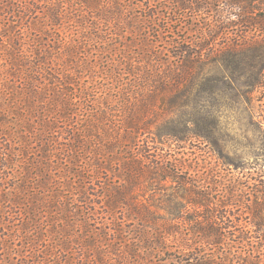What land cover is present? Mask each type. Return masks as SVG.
<instances>
[{
    "label": "rangeland",
    "instance_id": "rangeland-1",
    "mask_svg": "<svg viewBox=\"0 0 264 264\" xmlns=\"http://www.w3.org/2000/svg\"><path fill=\"white\" fill-rule=\"evenodd\" d=\"M52 1L55 2H1L0 57L6 60L2 71L9 89L2 87L1 90L13 94L10 103L16 102L18 111L22 98L19 74L13 77L9 72L18 55L21 58L24 53L44 54V62L49 67L45 71L61 78L69 90L81 89L82 99L94 102L100 109L106 108L109 113L106 116L110 118L114 111L125 106L126 93H131L135 86H146L141 74L147 77L151 69L141 57L148 53L150 46V59L157 62L155 66L162 61L170 62L174 52L172 43L186 42L183 45L187 47L194 41H202L206 35L199 29L204 19L212 18L198 11L186 12L197 20L184 19L182 13L169 15L175 9L165 0ZM214 8H223V5L208 7L211 11ZM181 18L184 20L179 22ZM187 22L193 25L192 31H185L183 25ZM16 64L27 65L24 61ZM19 66L13 69L19 71ZM42 69L39 66L38 75L33 76L43 79ZM245 82L241 77H230L219 94L210 97L198 90L188 102L187 96L176 100L173 92H166L162 107L158 105L162 103L157 95L158 113L146 118L151 119L150 134L136 138L128 146L133 149L131 153L172 155L182 163V172L197 181L199 192L206 189L211 194V204L207 208L196 205L191 215L198 222V228L207 209L217 218V233L225 240L222 245L209 247L214 257L231 260V264H264V86L251 90ZM134 90L137 91L136 87ZM143 93L146 98L149 92ZM3 99L6 96H1V101L7 107L9 101ZM11 117V130L0 127V264H88L87 255L102 257V264L107 257L115 259L111 253L119 241L113 237L104 240L103 235L90 238L89 232H82L80 219L65 214L55 202V183L45 189L39 182L24 177L30 169V178L34 179L39 160L34 158V153L19 158V116ZM22 182L27 188L20 189ZM33 185L43 190L38 186L34 189ZM166 190L154 194L147 190L139 199L157 217L174 219L168 196L176 191ZM46 191L53 203L48 198L41 201V193ZM39 203L43 204L40 215L36 214L39 209L33 207ZM118 215L114 214V219ZM114 229L110 224L102 228L107 235ZM173 234L167 236L168 254L160 258L161 262L152 256V263L142 264H179L172 260L178 257L174 250L183 247L193 235L190 226L185 225ZM194 241L201 247L200 234L196 233ZM58 250H64L67 255ZM113 263L120 264L118 258Z\"/></svg>",
    "mask_w": 264,
    "mask_h": 264
},
{
    "label": "trees",
    "instance_id": "trees-1",
    "mask_svg": "<svg viewBox=\"0 0 264 264\" xmlns=\"http://www.w3.org/2000/svg\"><path fill=\"white\" fill-rule=\"evenodd\" d=\"M165 1L175 9L169 15L180 16L182 13L184 19H188L193 17L187 16V11H198L212 17L204 19L199 29L205 32L206 38L204 36L203 40L199 39L202 41H194L187 47L183 45L186 42L172 43L173 60L165 64L162 61L157 66L154 65L157 62L150 59V46L149 55L141 57L151 69L146 78L141 74L146 86L134 85L137 91L133 87L131 93H126L125 106L114 111V115L107 117L106 108L100 109L94 102L82 99L81 89H70L75 90L71 93L61 78L45 71L49 67L44 62V54L24 53L9 66L13 77L19 74V95L24 101L19 102V111L16 102L10 103L13 94L1 90L2 87L7 89L8 85L5 86L2 71L6 60L0 57V127L6 126V130H11V116H19V158L34 153V158L39 160L34 179L30 178V169L27 172L29 176L26 174L24 177L39 182L45 189L55 183V202L65 214L80 219L82 232H89L90 238L103 235L104 240L113 237L114 241H119L118 247L111 253L116 258L107 257L103 264H114L117 258L120 264L152 263V256H157L158 262H161L160 258L168 254L167 236L173 232V236L177 234L183 225L190 226L193 236L184 242L183 247L174 250L178 257H174L173 261L179 264H231V260L214 257V252L209 250L213 245H222L225 240L217 233V218L210 213L211 210H206L200 228L191 215L196 205L202 204L207 208L211 204V194L206 189L200 193L197 181L187 172H182V163L172 155L168 157L144 151L131 153L133 149L128 145L134 144L136 138L150 134L151 119L146 118L158 113L159 108L155 104L157 95L162 103L158 105L162 107L166 92H173V99L176 100L187 96V102L195 97L198 90L211 97L226 87L225 81L230 77L245 79V86L251 90L264 86V0ZM215 4H221L223 8L208 9ZM8 14L13 15L9 9ZM59 15L57 13V17ZM192 26L188 22L183 25L186 32L192 31ZM19 61L27 65L19 66L16 64ZM139 61L141 65L142 61ZM18 66L19 71L14 70ZM39 66L44 68L43 79L40 80L33 76L38 75ZM163 67L164 71L161 70ZM144 91L149 92L146 98ZM1 96H6L3 100L9 101L7 107H4ZM21 184L20 189L27 188L23 182ZM37 186L33 185V188ZM168 189L176 191L173 196H168L174 219L157 217L139 199L147 190L154 194ZM41 195V201L52 199L47 191ZM33 207L39 209L36 214L40 215L43 204H34ZM116 213L119 217L114 219ZM33 218L36 219L34 213ZM102 220L105 223H101ZM106 224L115 228L112 233L108 232L109 235L102 230ZM196 233L202 237L201 247L194 241ZM175 241L179 243V239ZM58 252L67 255L64 250ZM79 252L84 255L82 247ZM87 256L90 258L88 264H102V257Z\"/></svg>",
    "mask_w": 264,
    "mask_h": 264
}]
</instances>
